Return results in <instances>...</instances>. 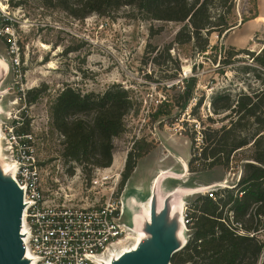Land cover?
<instances>
[{
    "label": "rangeland",
    "instance_id": "1",
    "mask_svg": "<svg viewBox=\"0 0 264 264\" xmlns=\"http://www.w3.org/2000/svg\"><path fill=\"white\" fill-rule=\"evenodd\" d=\"M11 1L14 4L21 2V5L14 8L10 6ZM235 6L238 23L253 9L251 0H236ZM257 9V19L233 29L221 38L216 35L211 37V45H219L222 56H227L224 51L231 48L249 50L256 55L264 49V0H257ZM6 22L11 23L16 32L23 78H15L8 46L0 37V60H6L5 70L2 71L1 67L0 71V79L3 78L0 87V124L21 128L22 125L14 124V120L8 121L7 116L25 113V121H29L28 130L35 137L47 199L60 205L85 207L105 206L109 201L122 199L125 212L123 223L134 230H144L143 224H137L136 219L138 216L142 218L143 207L150 199L152 182L161 169L167 172L156 181L152 193L157 198L158 213L162 210L159 202L164 192L175 189L172 193H179L175 196L171 194L173 200L179 196L189 210L199 196H206L204 191L207 188L223 189L233 187L238 182L240 173L236 170L228 173L216 168L195 175L184 173L182 162H189L191 158V142L184 132L191 130L192 126L198 132L202 130L200 123L193 120L188 127L183 126L182 122L190 118V109L179 122L163 128L159 127V122L152 121L151 115L157 104L167 97L166 94L176 93H167L166 88H172L173 85L182 88L184 79L195 76L196 97L205 96L200 110L202 125L208 127L206 116H212L210 100L213 95L230 93L236 96L263 88L256 76L264 79V69L248 55L238 56L227 66L223 64L225 59L221 56L214 64L189 48L181 50L175 47L169 54L179 59L182 66L178 78L172 80L170 76L175 72V67L168 58L166 46L174 41L180 25L146 21L135 9L123 8L109 17L94 14L84 22H79L63 13L42 9L41 0H0V27ZM56 43L60 46L55 47ZM69 46L77 47L78 50L64 55V49ZM247 66L259 72L252 68V71L247 72ZM220 69L223 71L218 72ZM114 85L132 92L133 98L141 104V110L138 116L132 113L125 119L126 133L113 140L111 167L95 169L91 180L87 182L81 166L62 159L63 137L58 133H49V105L67 87L82 94H101ZM42 86L47 89L35 104L28 105L22 100L29 90ZM5 91L8 95L2 96ZM223 116L217 117V120ZM224 124L228 123L216 126ZM263 130L260 116L248 120L246 131L249 141L244 137L248 144L238 151L236 160L240 161L252 154L254 139ZM141 139L156 144V149L138 162L127 186L120 192L121 174L127 155L133 143ZM198 141L200 143V139ZM70 171H73L72 175ZM171 176L175 179H170ZM96 180L99 184L95 186L93 182ZM174 216L177 219L178 211ZM179 230L180 233V226ZM190 236L191 231L185 233L187 242ZM128 237L123 240V244L118 245L117 251L132 249L131 238L134 233ZM261 263L264 264V260Z\"/></svg>",
    "mask_w": 264,
    "mask_h": 264
},
{
    "label": "trees",
    "instance_id": "2",
    "mask_svg": "<svg viewBox=\"0 0 264 264\" xmlns=\"http://www.w3.org/2000/svg\"><path fill=\"white\" fill-rule=\"evenodd\" d=\"M236 0H41L44 10L65 14L79 22L91 15L109 17L123 8L138 11L146 21L168 22L180 25L174 41L166 46L169 60L175 72L170 79L176 80L181 72V62L172 58L174 49H191L198 56L212 60L221 56L224 65L232 64L245 54L264 69V49L255 54L249 50L231 48L222 52L219 45H211V37L228 35L233 29L259 17L257 0H251L253 9L244 15L241 22L235 14ZM21 2H10L16 8ZM60 44L56 43L55 47ZM77 47L64 49V55L75 53ZM252 67L247 66L249 72ZM254 71L259 70L252 68ZM223 70H218L222 72ZM263 86L261 90L233 96L216 93L211 97L212 116H206L208 127L202 125L200 110L205 96L196 97L197 78L182 81V88L175 85L166 88V98L157 104L151 118L159 127L174 125L190 109L189 120L182 122L188 127L197 121L201 131L185 130L191 142V158L187 163L190 174L209 172L222 168L225 172L238 171L240 178L233 187L218 189L216 199L199 196L189 208L192 224L188 229L192 236L186 246L172 258V264H262L264 260V130L254 139L252 154L236 160L249 141L246 124L252 117H259L264 125V79L256 76ZM46 87L29 90L24 100L35 104ZM194 103V106L191 104ZM141 104L132 92L114 85L101 94H82L67 87L49 105V133L63 137L61 157L65 162L81 166L89 182L95 169L110 168L113 163V140L126 133L125 119L138 116ZM223 116L221 120L217 117ZM216 117V118H214ZM227 122L217 127L219 123ZM29 121H27V125ZM20 132L24 129L19 130ZM199 136V137H198ZM244 137L247 142L244 141ZM200 139V143L199 140ZM260 141V142H259ZM156 144L141 139L133 143L127 155L119 191L122 192L134 174L138 162L150 155ZM71 175L73 171H70ZM242 232V233H240Z\"/></svg>",
    "mask_w": 264,
    "mask_h": 264
},
{
    "label": "built area",
    "instance_id": "3",
    "mask_svg": "<svg viewBox=\"0 0 264 264\" xmlns=\"http://www.w3.org/2000/svg\"><path fill=\"white\" fill-rule=\"evenodd\" d=\"M0 37L8 46L13 74L17 80H21L23 68L20 47L11 23L6 22L0 27ZM0 62L5 70L6 60ZM24 97L25 94L22 99ZM7 117L8 121L14 120V124L22 125L16 129L0 124V165L1 168L3 165L8 166L7 173H4L11 175L23 192L25 208L22 230L24 228L26 234L23 231L21 233L25 258L30 264H104L106 258L117 252L115 246L135 232L123 223V200L109 201L105 206L85 207L60 205L47 199L35 137L28 130L25 113L8 114ZM22 129L24 131L20 132ZM93 183L96 186L99 181ZM217 190L209 187L204 195L215 200ZM179 220L184 232L189 233L192 219L188 208L180 212Z\"/></svg>",
    "mask_w": 264,
    "mask_h": 264
},
{
    "label": "water",
    "instance_id": "4",
    "mask_svg": "<svg viewBox=\"0 0 264 264\" xmlns=\"http://www.w3.org/2000/svg\"><path fill=\"white\" fill-rule=\"evenodd\" d=\"M3 78L0 79V84ZM170 197V196H169ZM166 198L160 213L157 198L152 196L150 220L144 222L146 238L136 249L123 253L111 264H172L173 256L186 242L180 241V212H172V196ZM23 192L11 175L0 166V264H30L23 246Z\"/></svg>",
    "mask_w": 264,
    "mask_h": 264
},
{
    "label": "bare ground",
    "instance_id": "5",
    "mask_svg": "<svg viewBox=\"0 0 264 264\" xmlns=\"http://www.w3.org/2000/svg\"><path fill=\"white\" fill-rule=\"evenodd\" d=\"M1 67H2V65H1V62H0V71H1ZM2 71H3V68H2ZM7 95H8V92H6V91L2 93V96H7ZM1 135H2V133H1V128H0V137H1ZM2 168H3L2 171L7 173L8 166L7 165H3ZM182 168H183L184 173H186V175H188L189 174L188 166L185 164V162H182ZM165 174H166L165 171L161 172L160 179L163 178V176ZM178 193L179 192H174L173 195L174 196L178 195ZM192 193L194 194L195 191H192ZM160 198H161L160 199L161 201L159 202V206H160V208H163V206H162L163 205V200L162 199H164V198H162V196H160ZM172 201H173L172 204H171L172 205V212H176V211L182 212V211L185 210V202L181 198H179V196H177V198L175 197L174 200H172ZM151 202H152V195H151V198L147 201V203L143 207L144 211L142 213V218L139 217V216L137 217V219H136V223L137 224L142 225L146 221L149 222V220H150V204H151ZM22 231H23L24 234H26L24 228H23ZM129 238L130 237H128L127 239H129ZM145 238H146V234L142 230H135L134 237L131 238V240H133L132 249H126V250L125 249H123V250L120 249V251H117L118 245L123 244V241H121L120 243H118L115 246L117 254L112 255V257L109 256L108 258H106L104 264H111V262H113L115 259H117L116 257L119 258L123 253L129 252V251H132V250L136 249L137 246L140 244V242H142ZM180 238H182V241L184 243L187 242L186 241V237H185L184 228H182V230L180 232Z\"/></svg>",
    "mask_w": 264,
    "mask_h": 264
},
{
    "label": "crops",
    "instance_id": "6",
    "mask_svg": "<svg viewBox=\"0 0 264 264\" xmlns=\"http://www.w3.org/2000/svg\"><path fill=\"white\" fill-rule=\"evenodd\" d=\"M2 84H3V81L1 82L0 87H1ZM184 162H185V161H184ZM187 163H188V162H185L186 165H187ZM164 171L167 172L166 170L161 169V171H159V172L157 173L155 179L153 180V182H152V186H151V195H152V193H153V187H154L156 181H159V180H160L161 172H164ZM188 175H195V174H190V173H189ZM172 177H173V176H171L170 179H175V178H172ZM126 186H127V185H126ZM174 190H175V189L163 193L162 198H164V199H162V200H163V205H162V206H164V202H165L166 198H168L169 196H171V194H173L172 192H173ZM151 195H150V198H151ZM160 199H161V198H160ZM131 223H132V221H131ZM127 226H128V225H127ZM129 227H130V226H129Z\"/></svg>",
    "mask_w": 264,
    "mask_h": 264
}]
</instances>
